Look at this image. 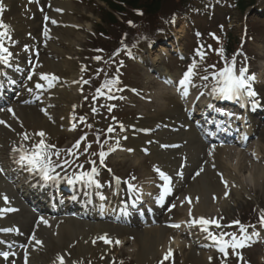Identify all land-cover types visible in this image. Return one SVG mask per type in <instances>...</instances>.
Segmentation results:
<instances>
[{
  "label": "snow or ice",
  "instance_id": "1",
  "mask_svg": "<svg viewBox=\"0 0 264 264\" xmlns=\"http://www.w3.org/2000/svg\"><path fill=\"white\" fill-rule=\"evenodd\" d=\"M4 11V7L2 4H0V14H2ZM57 11H60L57 9ZM47 20L48 17H45ZM52 24H56L57 21L52 20ZM131 23V22H130ZM44 35L47 37L48 36V30L47 28L45 29ZM214 39L217 41L219 40L218 37L215 36L214 33L210 34ZM9 41L12 42L13 44L15 41H12V36H11V29L8 25L3 23V20L0 19V65H9L10 64V59L13 57V53L9 50L8 47L5 46V42ZM209 49H211V46H208ZM102 51V50H98ZM217 52L218 55H221L223 58V52L224 49L220 48L217 50H214ZM196 56H199L201 60H203L206 56V52L204 51V46L201 45L196 49L195 52ZM94 59L97 61L101 60L102 58L97 56ZM197 63L195 59L192 61V63L189 65L187 70L183 73V77L179 80L178 86H177V91L180 92L182 97H186L189 94L190 87L195 86L193 84V78L198 74L197 73ZM211 67H215V65H212ZM81 71H85V68H82ZM102 70H97V74ZM248 70L246 67H242L238 70L235 68V63H234V58H233V63H226L225 67H223L219 72L213 73V79L216 81L215 85L212 88V94L216 95L219 98H223L226 100H236L239 101L243 97L247 96L248 98H255L256 97V92L253 91L252 89V81L255 80L254 75H248L247 74ZM208 76H203L201 77L202 80H208ZM29 79H32L31 76H29ZM41 80H45L48 82V86L52 87L53 86V81L58 79L55 76H50L48 74H41L40 76ZM83 83L87 84L89 81L85 80ZM120 83L119 78L115 77L112 79H105L102 84L100 85L99 88L96 89V94L94 96V99H98L100 97H106L107 99H115L116 97L113 96L111 93L113 89L116 91H122V89L117 88L116 86ZM36 88H42L43 85L40 83H37ZM252 103L255 104L257 103L255 99L252 100ZM111 106L109 107V111L112 110ZM9 112L12 111V109H8ZM93 112H96V108L94 107L92 109ZM81 121H84L85 118L81 117ZM5 123L3 120H0V124ZM88 127H92V125H88ZM121 129H123V125H121ZM109 133L114 131V128L109 126L107 129ZM38 136H40L42 139L39 141V143L33 145L31 149L25 148L23 145L19 149H14V152L19 153V158L15 161L18 165L21 167H26L29 172H38L40 173L43 178L46 181H52L56 180L57 176L52 175L51 173L55 171V167H59V165H53L51 158L49 156V150L54 147L51 145H47L45 141L43 140V137L45 136L44 132H39L37 133ZM23 140H28L29 135L27 133L22 134ZM97 143H99V136L97 137ZM119 143V141H117ZM80 142L78 141L76 145H74V148L79 147ZM223 146V145H221ZM90 148L91 145H88ZM167 147V146H165ZM216 145H213L209 149V155H213V153L216 150ZM114 150V149H113ZM87 151V148L85 149ZM71 152V150H69ZM58 155V153H57ZM107 156V153L104 151H101L99 153V158H100V163L104 164V160ZM67 163V161H65ZM91 163L95 164V161H91ZM82 167V166H81ZM2 171V169H0ZM109 172H111V169H108ZM154 171L157 172L159 179L163 182L162 184L158 185L160 188V195L157 198V202H163L166 196L171 195L172 193V188H173V182H172V177L167 175L165 172L161 171L159 168H154ZM200 171H203V168L200 169ZM178 175H183L182 172H178ZM200 173L197 172L196 175H199ZM95 175H98V171L95 167L92 168L91 172H80L78 175L75 176V179H68L69 184H73L76 182H83L86 186H90L92 184H95L96 187H102V185L99 184L98 181L95 180ZM117 185L120 184V177H114ZM132 179H135L133 176ZM221 181L224 183L225 188L228 187V181L224 179L223 175L221 174ZM124 183L128 184V190L129 191H135L134 185L129 183L128 181H124ZM228 193L225 192V196H227ZM3 199L7 203V196H4ZM101 199H103V196H101ZM191 203L190 198H185ZM175 205H172V208H174ZM171 210V209H170ZM0 211H15V209H3ZM189 215H191V211H189ZM45 224L47 221H43ZM190 224L193 226L199 225L200 230L206 234V238L210 239L211 241L214 242L216 247L218 248V251L223 253L225 256L228 255V249H232L233 252H235L237 249L244 248L248 246V241L252 239L253 235H259L258 233L253 232L251 235H248V229L249 228H255V225H244L242 224L239 220L233 221L231 224L224 226L219 223V221L216 218H205V217H200L198 219H192L189 221ZM259 224L261 227H264V211L260 212L259 215ZM214 226L216 229H222L223 227H233L237 226L239 228V232L241 236H237L236 233H229V232H224L220 231L219 233H215L213 231H210V227ZM172 227H179L178 224L172 225ZM19 232L18 229L15 228H3L0 229V232ZM225 237H230V239H225ZM32 240H34L37 244H41L42 242L39 240H36L35 236L33 235ZM96 239L103 241L106 245L108 244H120L119 240L113 241L111 238L108 237V235L105 233L104 235L98 236ZM96 240H93V243H95ZM0 243H3V241H0ZM4 257V259H8L9 253L8 252H2L0 253ZM12 255H15V253H12ZM172 255V250L169 248L168 252L165 253L163 260L161 261V264H164V261L168 260ZM242 258V257H241ZM26 259V257H25ZM211 259V258H210ZM56 260L59 262V264H65V259L64 256L58 255ZM55 264V262H54Z\"/></svg>",
  "mask_w": 264,
  "mask_h": 264
},
{
  "label": "bare ground",
  "instance_id": "2",
  "mask_svg": "<svg viewBox=\"0 0 264 264\" xmlns=\"http://www.w3.org/2000/svg\"><path fill=\"white\" fill-rule=\"evenodd\" d=\"M177 51L179 49L176 47ZM51 69H58V65H49ZM61 67L66 68L67 72L65 75L70 73V69L72 68L71 63L62 62ZM65 97L68 98L69 95L65 94ZM23 125H21L24 129H29L32 133L36 132H48L53 134L55 130L51 128V126L47 125L45 121L40 120L38 118H22ZM16 133L20 132L19 125L13 126ZM20 134V133H18ZM263 137L262 144L258 145L256 150V156L260 157V161L264 163V129L260 132ZM57 135V134H56ZM134 142H131V144ZM222 157V156H221ZM220 154L216 157V169L223 172L225 177L230 180H234L237 187H233L230 184L231 189H229V193L232 196H239L240 193H243V186L239 182L237 178L232 176L235 175L238 168L237 166H231L228 163H225L226 157L222 160ZM231 163V162H230ZM242 170V168H240ZM250 181L253 184L254 188H259L264 192V170L262 168L254 169L250 172ZM229 181V180H228ZM230 183V182H229ZM188 192L191 193L193 201L197 203L194 207V210L200 214L206 212V210H216L218 207H223L225 202L222 201L221 195L223 196L224 192L221 191V188L218 185V180L213 178L212 173L207 169L206 172L196 179L192 184H189ZM196 197V198H195ZM228 197V196H227ZM216 206H213L212 203L216 202ZM22 218V217H20ZM88 226L87 224H77L73 222H68L64 226H61L58 231V236L56 240H49V244L55 249L58 250L59 253H64V251H69V247L72 246L75 242V247L70 249V253L74 257L82 256L85 254H91L92 248L88 245L90 244V240H88L87 245H83V243L87 240V238H80V236L84 235V227ZM109 232L110 234L120 235L122 233L120 228L117 227H109L106 225H96L91 228L90 235L101 234ZM41 236V231L38 232ZM136 241L134 242L135 249V259L140 264H153L154 262L160 259L159 254V245L163 246V237L165 234V230L161 229H150L146 231L135 232ZM77 235L79 237H77ZM126 235V233H124ZM131 235V234H130ZM80 238V240H79ZM97 238V237H94ZM158 247V248H157ZM55 250H50L46 248L47 253L45 254V258H49ZM64 250V251H63ZM199 257V256H198ZM37 259V256H36ZM188 259L199 262L197 258L193 255L188 256ZM43 261V260H42ZM46 262V261H43Z\"/></svg>",
  "mask_w": 264,
  "mask_h": 264
},
{
  "label": "rangeland",
  "instance_id": "3",
  "mask_svg": "<svg viewBox=\"0 0 264 264\" xmlns=\"http://www.w3.org/2000/svg\"><path fill=\"white\" fill-rule=\"evenodd\" d=\"M82 1L83 2L80 3L81 5L74 4V5H72L71 8H72L74 13L77 12L76 18L82 22V27H85L91 21L89 19V17L91 16L92 12H91V8L85 6V5H87V1L86 0H82ZM171 6L178 7L177 4H175L172 0H165L164 5L162 7V13L163 14H161V15H164L165 12L168 11V8H170ZM72 17H74V16H72ZM82 32L83 31L72 33L71 39H72L73 45H76V44L81 45L82 44V42L84 41V38H83L84 35H82ZM127 72H128L127 73V80L136 82L137 79H135V77L133 75L134 72L132 71V69L129 68V70ZM257 144H255V145H257ZM232 155H234V154H231V156ZM239 162H240V159L238 160V163ZM235 163H236V161L234 160V162L231 165H234ZM243 166H244L243 170L238 169L235 175L243 183L245 194L240 196L238 199L235 198L234 203L236 205L241 203V205H242V204H245V203L247 204L248 202H250V203L255 204V205L257 203L264 205V192H262L259 188L258 189L252 188V185L249 182L250 181L249 173H248L249 166H248V164H247V166H246V164H243ZM250 171H251V169H250ZM168 236H169V234H168ZM171 237H173V234ZM131 247H132V245L131 246L129 245L127 250L130 251ZM262 251H264V250H262ZM187 253H188V251L185 248H183L182 253H180V256L178 257V259H183L185 254H187ZM258 253L260 255H258L256 258L249 256L250 257V259H249L250 264H264V256L262 258H260V256L263 254V252H258ZM185 264H187V263L185 262Z\"/></svg>",
  "mask_w": 264,
  "mask_h": 264
}]
</instances>
